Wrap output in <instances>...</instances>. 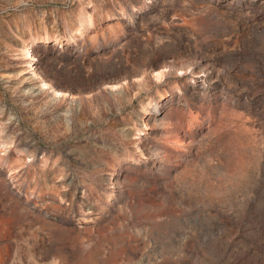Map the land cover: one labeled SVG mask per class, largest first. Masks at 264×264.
<instances>
[{"label": "rangeland", "instance_id": "obj_1", "mask_svg": "<svg viewBox=\"0 0 264 264\" xmlns=\"http://www.w3.org/2000/svg\"><path fill=\"white\" fill-rule=\"evenodd\" d=\"M0 264H264V0H0Z\"/></svg>", "mask_w": 264, "mask_h": 264}]
</instances>
